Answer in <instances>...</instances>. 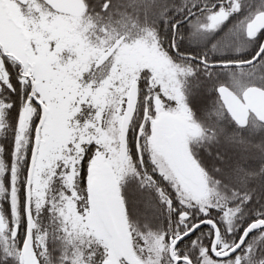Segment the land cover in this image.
I'll use <instances>...</instances> for the list:
<instances>
[{
	"label": "snow or ice",
	"instance_id": "1",
	"mask_svg": "<svg viewBox=\"0 0 264 264\" xmlns=\"http://www.w3.org/2000/svg\"><path fill=\"white\" fill-rule=\"evenodd\" d=\"M0 264H264V0H0Z\"/></svg>",
	"mask_w": 264,
	"mask_h": 264
}]
</instances>
